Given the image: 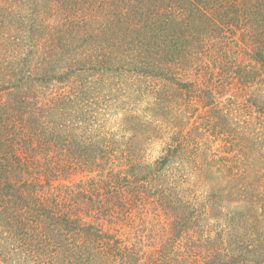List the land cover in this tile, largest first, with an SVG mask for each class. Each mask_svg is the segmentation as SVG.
<instances>
[{
  "label": "trees",
  "instance_id": "trees-1",
  "mask_svg": "<svg viewBox=\"0 0 264 264\" xmlns=\"http://www.w3.org/2000/svg\"><path fill=\"white\" fill-rule=\"evenodd\" d=\"M194 64L216 67V85L234 89L224 104L202 92L204 113L220 119L222 153L190 158L195 127L136 158L137 130L161 134L141 117L125 142L108 138L101 96L125 95L141 78L186 88L174 76ZM257 80L264 87V0H0V264H264V114H243L256 106L243 94ZM169 93L157 94L153 111L170 112ZM193 159L203 185L217 180L197 204L182 186L194 168L181 162ZM223 203L249 212L238 220L224 208L225 242L199 254L200 221L223 215ZM162 210L163 245L146 252L117 236Z\"/></svg>",
  "mask_w": 264,
  "mask_h": 264
},
{
  "label": "rangeland",
  "instance_id": "rangeland-1",
  "mask_svg": "<svg viewBox=\"0 0 264 264\" xmlns=\"http://www.w3.org/2000/svg\"><path fill=\"white\" fill-rule=\"evenodd\" d=\"M227 49L229 51L236 52L233 46L227 47L226 50ZM245 50L246 51L241 52L239 55L240 61H238V63L240 64H248L247 59H249V54L248 50ZM196 68H198V65L194 64L193 68L191 69L192 71L189 73H182V75H179V77L177 75L174 76L175 80L173 82L177 83L179 80L187 82L188 86L186 88H180L178 84L172 85L170 84L171 82L167 83L166 80L161 78L157 80L151 78H141L134 84L136 85L135 87L133 85H129V92L125 95H120L118 98H116L117 100L114 99L116 93L111 94V97H106V94L101 96L96 107L106 109V114H108L105 125L106 128H108V130L110 129L111 132L108 138L113 137V139L120 143L125 142L126 137H128L130 134V132L128 133L126 131V128L135 127L136 124L134 121L141 117V119L145 120L146 122L152 121L154 125H158V129L160 130L161 134L157 133L155 137L147 140L145 139L144 134L145 132L148 133L149 130L147 128L144 130H137V132H135L136 138L144 139H142L140 142L142 150L137 152L138 157L137 155L134 156L136 158L141 157L140 159H150L153 156L159 154L165 141H168L167 136H170L173 130L182 128L184 133V131H188L189 129L195 127L196 129H193L190 134L194 139L195 145H193L192 148L191 145L187 147V150L190 151V154L188 155L190 158H195L198 160V162H201V159L204 158L205 155L211 156L216 152L218 154L222 153V151H220V146L223 144L222 140L225 138V136L223 134L217 135L214 133V130L216 129L214 124H216V122L220 119H216L215 116H211V114H213L212 112L204 113V107H202L201 103V98H203L202 92L203 90L205 92L206 89L210 90L213 93L212 95L214 97L217 96L219 101L224 104L227 102L228 96L234 92V89L229 88L228 85H221V83L216 85V82L218 81L215 80V78L217 79V76L212 75V72L216 71V67L205 64V66H203L199 72L195 71ZM176 74H180V71H177ZM129 84H131L130 81ZM146 85H148L149 88L153 86V88H155L157 86L158 92L156 91V93L150 92V94H146V91L143 90ZM250 88L251 89L249 91H245L243 95H246V97L250 95L252 104L256 106H249L250 109L247 106L243 107V114L247 111L257 110V108L259 111H261V113L264 114V106L260 105L262 100H264V87L261 86L257 80L255 81L253 87L251 85ZM171 90L172 94L169 93L171 95L170 98L175 99L177 102L171 99L169 103L171 108L170 112L166 115H161L158 111H153V105H151L153 99H155V97L157 98L160 94H164V91L167 93L171 92ZM254 99L256 100V103L254 102ZM176 104H178V106ZM194 108H196L195 111H193ZM254 115L258 117L257 113H254ZM229 117L230 115L227 113L222 115V118H225L229 124H232V120L229 119ZM241 119H243V117ZM236 126L238 127L236 128L237 130H241L243 124H239L238 121H236ZM198 130L202 132V134L197 136ZM142 132H144V134ZM121 133H123V135ZM225 140L229 141L228 138ZM182 157L186 158V156ZM191 164L195 170L187 169L188 174L186 176L184 175L186 180L184 183H182V186L187 189V193L195 198V204H197L198 200H200L199 198H202V196L209 191V186L212 183L213 186L216 185L217 180L214 175L210 179H207L206 177L207 180L205 181L207 183L203 185L202 181L197 179L199 174L196 170H198L200 167L195 168L194 159L192 162L190 160H183V164L181 162L182 167L183 165L190 166ZM75 175V178H79L81 176V174L78 173ZM221 183L225 185V181ZM220 207L222 209V214L224 213V208L228 207L229 210L233 212V214L236 213V218L238 220L241 218V212H249L247 206H239L237 203H230L229 206H226V204L223 203V205ZM198 208L200 207H195V211H198ZM215 211L205 213L207 214L206 216L208 219L206 218L200 221L198 232H201V238H204L205 244L201 245V247L195 248L199 254L204 252V249L206 248L205 246H216L221 240L222 242H225L227 237V229H225L227 225H225L223 219L224 214L218 218H215L213 216ZM165 212L166 211L162 210L157 213L159 218L156 219V217H153L151 211L148 213L145 221L143 223H135L134 228H132L133 222L131 224H123L117 230V236L125 241L129 240V243L140 240L145 244L143 246V250L150 252L153 247L158 245V240H160L161 245H163V238L165 237V232L163 231H168V223L170 220L169 217L164 215ZM220 230L221 234L219 237L218 232ZM152 243L155 245L151 246Z\"/></svg>",
  "mask_w": 264,
  "mask_h": 264
}]
</instances>
